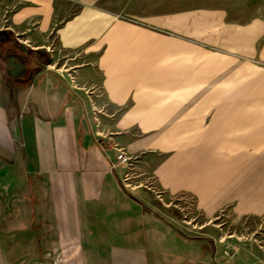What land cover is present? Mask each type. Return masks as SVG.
I'll use <instances>...</instances> for the list:
<instances>
[{
    "label": "crops",
    "instance_id": "crops-1",
    "mask_svg": "<svg viewBox=\"0 0 264 264\" xmlns=\"http://www.w3.org/2000/svg\"><path fill=\"white\" fill-rule=\"evenodd\" d=\"M19 18L0 26V264H264L243 248L226 263L214 230L185 234L147 187L122 185L119 149L166 197L193 195L205 221L232 196L205 154L177 147L161 95L191 87L173 65L158 74L175 58L158 23L91 6L58 24Z\"/></svg>",
    "mask_w": 264,
    "mask_h": 264
},
{
    "label": "rangeland",
    "instance_id": "rangeland-1",
    "mask_svg": "<svg viewBox=\"0 0 264 264\" xmlns=\"http://www.w3.org/2000/svg\"><path fill=\"white\" fill-rule=\"evenodd\" d=\"M81 6L123 21H156L159 36L173 41L174 61L159 62L158 74H172L165 67L173 65L176 79L191 87L190 93L161 95L177 109L172 117L177 147L182 144L191 156L205 154L208 174L222 180L229 193L231 188L232 196L205 221L193 195L166 197L150 180L140 179L133 165L132 185L121 180L123 187H147L185 234L214 230L229 253L222 251L226 263L241 248L264 260V208L257 201L264 165V0H0V26L13 24L15 17L20 26L39 22L47 12L58 24ZM254 192L255 198L247 194Z\"/></svg>",
    "mask_w": 264,
    "mask_h": 264
},
{
    "label": "built area",
    "instance_id": "built-area-1",
    "mask_svg": "<svg viewBox=\"0 0 264 264\" xmlns=\"http://www.w3.org/2000/svg\"><path fill=\"white\" fill-rule=\"evenodd\" d=\"M132 160L133 159L130 156H128L123 150L119 149L116 155V162H117V165L122 166L125 169L121 180L127 186L132 185L130 181L132 177H131V173L129 172L131 166L133 165ZM223 252H225L226 254H229L225 250Z\"/></svg>",
    "mask_w": 264,
    "mask_h": 264
}]
</instances>
